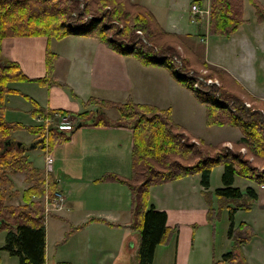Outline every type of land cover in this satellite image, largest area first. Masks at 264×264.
Here are the masks:
<instances>
[{
    "label": "trees",
    "instance_id": "16d2710c",
    "mask_svg": "<svg viewBox=\"0 0 264 264\" xmlns=\"http://www.w3.org/2000/svg\"><path fill=\"white\" fill-rule=\"evenodd\" d=\"M256 7L257 19L264 20V6L259 0H251ZM244 0H211L210 30L226 36L235 32L245 21ZM123 26L119 27L118 23ZM77 33L91 35L114 50L137 57L143 64L165 67L175 79L190 88L197 98L207 106L206 120L210 125H235L241 128L243 136L234 143L246 147L257 158L264 157V117L262 113L252 111L232 92L223 88L207 89L197 87L198 80L188 73V59L183 57L177 47L184 40L178 32L165 29L145 4L131 0H0V230L6 229L5 243L2 249L20 258L19 264H47L46 252V215L41 196L46 188V176L41 173L30 155V143L35 147L52 152L58 145L72 140L74 131L81 126L126 127L132 132V173L125 177L117 172L106 173L103 178L112 177L127 183L133 194V226L140 233L138 261L136 264H152L158 244L166 243L178 227L167 225V212L158 209L151 202L150 187L191 174L201 173V183L205 188L211 185V174L217 164H224L223 186L214 193L218 202L212 199L210 190L204 193L209 203L208 219L213 226L220 219V212L229 207L230 216L238 208L250 209L252 200L258 198L254 186L242 189L235 185V176L241 174L257 184H264V166L254 164L243 155L240 148L225 144H214L204 139H194L173 117L172 107L162 108L148 102H137L132 97L125 101L91 95L83 101L85 109L74 111L66 108H46L31 95L22 92L18 84L22 81H37L41 85L54 83L66 86L73 97L77 93L64 81L55 76V62L58 52L50 44L46 54V73L42 76H29L18 60L5 55L3 41L7 36L45 35L49 42L63 39ZM169 34L175 46L162 41ZM185 43V42H184ZM191 53L189 59L209 66L185 43ZM187 60V61H186ZM218 74L230 76L223 69L211 67ZM234 86L246 96L249 91L232 76ZM232 83L233 81L230 80ZM15 83H17L15 85ZM21 93L32 104L33 116H50L53 121L21 123L7 119V98L11 94ZM252 96V95H251ZM254 97V96H253ZM234 100L237 111H232L230 101ZM242 102H241V101ZM110 109H116V120H108ZM102 114L95 118V113ZM58 114L78 117L76 123L60 126ZM17 130H28L35 139L27 143L19 142L15 136ZM240 145V146H241ZM27 172L31 184L19 188L14 175ZM50 191L58 188V181L48 173ZM16 186L19 189H16ZM20 194L21 202L11 201ZM10 200V201H9ZM233 230V222L230 231ZM234 230L235 247L252 237L251 226L242 221ZM236 236V235H235ZM226 260L239 261L236 249L224 253L213 264H224ZM56 264H71L59 261Z\"/></svg>",
    "mask_w": 264,
    "mask_h": 264
},
{
    "label": "crops",
    "instance_id": "0c3cea01",
    "mask_svg": "<svg viewBox=\"0 0 264 264\" xmlns=\"http://www.w3.org/2000/svg\"><path fill=\"white\" fill-rule=\"evenodd\" d=\"M136 1L140 2L141 0ZM204 1H193L198 2L204 11L197 17L196 21H193L200 22L204 27V31L200 34L201 42L196 40L195 44L196 49L200 53L202 52V59L227 68L251 95L257 96V98L263 97L264 92L261 88H264V83L257 82L258 71L253 72V68L256 69L257 66L259 69H264V20H258L257 17H245L247 9L245 5L249 0H244L245 21L241 26L229 37L222 34H211L209 32L211 0H207L205 5ZM262 1L264 3V0ZM150 3L152 2L150 1ZM180 34L194 41L191 36L186 35L188 33L181 32ZM197 38L199 37L197 36ZM54 39L49 42V38L45 35L7 36L3 41L5 55L18 60L23 70L32 77L42 76L46 73V54L49 44L53 50L58 52V58L55 62V76L58 80L67 83L68 87L73 88L78 96L73 97L67 87L60 84L41 85L37 81H22V84H35L28 86L31 90L27 92H25L27 88H18L36 98L41 105L46 108L62 107L80 111L85 109L83 101L91 95L96 96L104 93L109 95L108 99L117 101H125L128 97H132L137 102L153 103L162 108L172 107L175 120H189V123L186 124L188 129H195V118L185 111L179 110L180 104L174 102L171 96L179 88L183 90L189 88L177 81L165 67L155 64L145 65L137 57L120 53L91 35L72 33L66 36L63 39L68 40L69 48L65 50L54 49ZM212 39L213 51L208 45ZM202 42L207 44L206 50L203 48ZM232 54H235L236 59L242 62V66L236 67L227 61V57ZM62 58L73 67L67 76L60 75L57 68V61ZM239 69L240 71H238ZM60 76L65 78H60ZM13 98H7V119L25 124L34 123L35 117L31 110V101L23 95L24 102L21 106ZM19 99L21 100L20 97ZM11 101L12 103H10ZM198 111L202 120L206 116V110L199 106ZM57 119L69 120L71 121L70 124H73L78 117L74 114H60ZM196 122V126L201 127L200 121L197 120ZM222 126L229 127V125ZM231 128L238 130L236 132L238 136H235L233 140H238L243 136L239 127L232 126ZM206 139L212 141L209 138ZM131 143L132 132L129 128L111 125L109 127L80 126L74 131L72 140L54 148L50 160L45 158L47 150L40 147L31 150L42 151L44 162L41 157L39 160L37 159L39 156L34 158L30 156L31 159L42 174L47 176V171L52 173L58 181V189L63 191L65 195L64 208L59 211L51 210L45 219L47 263L50 235L54 236V245H57L60 240L64 241L62 231H64L65 225L63 222H59V225L58 221H61L60 217H64L62 211H69L70 209L72 210L69 214L71 217L69 216L70 219L68 218V220L74 224L84 223V226L75 229L72 233L75 237L73 242H77L74 243L75 248H72L74 251H67L62 254L61 260L59 259L57 263L59 261H69L71 264L137 263L140 233L133 226L132 190L126 183L117 179L103 178V175L112 172H117L125 177L131 176L133 161ZM218 168H220V184H215V173L212 170L209 188L202 185L201 173L191 174L161 184H153L150 187L151 202L156 208L164 209L167 212V225L178 227L177 232H174L170 238L171 243L157 245L152 264H155L158 257L159 246L163 244L166 247L164 250L167 249L169 252L172 243L175 242V237L179 238L183 228L185 237L187 238L189 232L193 241L186 244L183 264H193V252L199 247L202 238L206 235L201 246L209 247L210 264L221 259L226 253L227 247H232L230 250L236 249L238 251L242 264H264V244L259 246V253H256L254 247L250 245L264 239V234L260 235V231H264V215L262 216L264 193L260 189L264 190V187L259 184L255 185L253 182H249L245 186L256 188L259 196L252 200L253 205L255 201L262 205L253 218L244 215L253 210V205L250 209H236L233 212V219L230 216L229 207L226 206L221 210L217 224H221L222 228L221 234L218 235L217 225L213 226L207 217L209 203L204 193L205 190H210L214 194L212 195L213 201L218 205L214 190L223 186L222 173L225 167L220 164ZM238 177L239 174L235 176V185H237ZM14 179L17 185L20 184L18 187L21 189L31 184V181L27 180V172L16 173ZM92 186H100L101 194H98L94 190L95 187ZM240 187L245 189L243 186ZM194 194L196 199L191 201V196ZM91 198H94L97 203L102 199L109 202L103 206L99 204V207L92 208L86 203V200ZM12 199L15 200V203L22 201L20 194H16ZM109 205L113 206L108 208ZM194 213L199 214L198 219L192 217ZM242 221L250 224L253 235L250 239L241 242L237 248L235 247V238L239 236L234 228L240 225ZM232 222L233 230L231 232ZM76 227L80 226L77 225ZM109 227L114 234L103 237L102 230H109ZM227 228H229L228 234H226ZM6 232V229L0 230V264L9 258L5 249H2ZM218 243L220 244L219 247ZM237 262L226 260L224 264H236Z\"/></svg>",
    "mask_w": 264,
    "mask_h": 264
},
{
    "label": "rangeland",
    "instance_id": "374dc122",
    "mask_svg": "<svg viewBox=\"0 0 264 264\" xmlns=\"http://www.w3.org/2000/svg\"><path fill=\"white\" fill-rule=\"evenodd\" d=\"M131 1L134 3L138 2L136 0H131ZM150 1L152 3H150ZM150 1L149 0H141L140 3H145V5L147 4L146 6L153 11L155 16L159 20L160 24L165 29L170 30V31H176V32L178 31L179 32L178 34L181 36V38L184 40V42L188 46H190L193 50H195V52L199 55L201 60H203L202 59L203 57L201 55L202 52L200 53L195 47V44L197 42L196 40L201 42L200 34L204 31V27L201 25L200 22H193L192 21L191 5H192V2L195 0H150ZM249 1H247V5H245V6H247L245 17L250 16L251 18H256V17H258L257 13H256V7L251 2V0H249ZM259 1L264 6L263 1L262 0H259ZM206 3H207V0L204 1V5ZM261 21H263V20H261ZM261 21H259V22H261ZM118 25H119V27L123 26V24L121 22L118 23ZM181 32L188 33L186 35L191 36L194 39L195 43L191 38H187V37H185V35L182 36L180 34ZM209 32L211 34L213 33V32H211V30H209ZM216 34H219V33H216ZM157 35L163 36L162 41H165V42L169 41L171 46H175V43L173 42V38L171 35L165 34V33L164 34L158 33ZM196 35L199 38H197ZM262 35H263V33H262ZM224 36H226V35H224ZM229 36H227V37H229ZM184 42L181 46L177 47V49L183 57L188 59V62H187L188 67L186 68V70L188 69V73L190 75L197 77L198 80H200L199 84L201 87L203 86L202 88L207 89L209 85L213 88H219V91L223 88H227L237 98L242 99L243 104L246 107H249L252 111H257V112L262 113L261 115L264 117V96L257 98V96L253 97V95L252 96L251 95L246 96L245 93L243 94L238 88H236V86H234L235 79L232 77L233 74L225 67L215 65L211 62H210L211 63L210 64L207 60H203V61H205V62L207 61V63H209V66H206V65H203V63L198 64L196 59H194V60L189 59L188 57L191 53L186 49ZM212 42H213V39L210 41V43L208 45H209L210 49H212V51H213L214 45H212ZM206 45H207L206 43L202 42V46L205 50H206ZM53 48L56 50L68 49L69 48L68 47V40L67 39H54ZM227 61L236 67L242 66V62H240L236 59L235 54H232L230 57H227ZM212 66H215L216 68H220V69L225 70L230 77L227 78V75L225 73L223 75H221L215 71L213 72L211 69ZM57 68H58L60 75L67 76L70 74L71 69L73 67L70 65L69 62H66L62 58V59H59L57 61ZM256 70L258 71V81L257 82L258 83H264V69H259L256 66V69L253 68V72L256 73ZM238 71H240V69ZM60 78H65V77L60 76ZM77 78H79L78 75H77ZM230 80H232L233 83ZM238 82L240 85H242L244 88H246L240 81H238ZM16 84L17 83H15V85ZM18 85H19L18 87H20V88H24V89L27 88L25 91V92H27V91L31 90L28 86L35 85V84L19 83ZM261 89L264 92V88H261ZM190 90H191L190 88L187 90H183V89L179 88L178 90H175L171 94V96H172L174 102H176V103L178 102L180 104L179 110L185 111L188 115L195 118V122H194L195 129H191V130L188 129V127H187L188 125H186V124L189 123V120L177 121V120H175V118H174V120L178 124L183 126L186 129V131L194 139H197V138L204 139L210 143H214V144H220L221 143V144L229 145L233 148L239 147L240 150L243 151V155L247 156L249 159H251V161L254 164H256L260 167L264 166V157H262V158L254 157L250 153V151L247 150L246 147H243V145H241V144H240L241 146L240 145L238 146L237 144L234 143L235 141L240 140V138L242 137L241 136L238 140H233V138L235 136H238L236 134V132L238 130L231 128L232 126H235V125H229V127H223L222 125H210L207 123L206 116H204L203 119L201 120L200 112L198 111V107L202 106L203 109L206 110L207 106L204 102H202L201 100H199L197 98V96L195 95V93L192 90L191 91ZM221 92H222V90H221ZM96 96H99L102 98H108L109 95L102 93V94L96 95ZM9 97H14L13 99L15 101H18V103L21 106L23 105L22 102H24V98H23L22 94H11ZM19 97L21 98V100L19 99ZM10 103H12V101ZM230 104H231L232 111L238 110V106L237 107L235 106L234 100L230 101ZM118 115L119 114H118L116 109H110L109 115L106 116V119L116 120ZM101 116H102V114H100L98 112L95 113V118H99ZM197 120L200 121L199 123H200L201 127L196 126ZM239 129L241 130V128H239ZM241 132L243 134L242 130H241ZM15 136L19 139V141H25L27 143H30L35 139V135L33 133L29 132L28 130H18L17 132H15ZM206 138H209V140H212V141H208ZM33 145H34V143H30V145H29L30 148L33 147ZM31 156H32V158H34L35 156H39V157H37V159L39 160L41 157L42 161L44 162L43 153L41 150L37 149V150L31 151ZM219 166H220V164H217L213 168L214 173H215L214 174L215 175L214 176L215 177L214 178L215 184H220V174H219L220 168H218ZM174 180H177V179H174ZM236 182H237V185H240L243 187L248 185L247 183H249V182H253L255 185L257 184L256 181H254V180H252L246 176H243L241 174H239V177L236 180ZM17 186H20V184ZM92 187H95L94 190H96V192L98 194H101V187L100 186H92ZM97 187H98V189H97ZM212 188H214V186H212ZM259 189H260V187H259ZM260 190L264 193L263 189H260ZM100 197H102V196H100ZM94 198L86 200V203L89 204V206H91L92 208H94L96 206L99 207L100 205L103 206L106 202H109V201L102 199L100 202L97 203L96 201H94ZM102 198H104V197H102ZM194 199H196L195 194L191 196V201H194ZM12 200H14V199L11 198V201ZM13 202H15V200ZM86 203H84V204H86ZM111 206H113V205H109L108 208H110ZM261 207H262V205H260L259 202L256 203V201H255V203L253 205V210L251 212H249L248 214H244V215L249 216L250 218H253V216L257 213V211ZM71 211H72L71 209L69 211L63 210L62 213H64V217H60L61 221H58V223L63 222V224L65 225V229H64V231H62V234H63L62 236H63L64 241L60 240V242L57 245H54V236L50 235L49 244H48V251L49 252H48V263L47 264H56L57 261L60 259V256L62 254L66 253L67 251H74V249H72V248H75L74 243H77V242L76 241L73 242L75 237L73 236L72 233L74 232L75 229L83 227L84 223L74 224L73 222L69 221L68 218L70 216L69 214L71 213ZM263 215H264V210L262 211V216ZM192 217L195 219H198L199 214L194 213L192 215ZM263 220H264V216H263ZM50 221H49V224H50ZM60 223H59V225H60ZM77 225L80 227H76ZM50 226H52V225H50ZM52 228H53V226H52ZM221 228H222L221 224H217L218 235L221 234ZM110 230H111L110 227H109V230L108 229L102 230V233H103L102 236L104 237V236L113 235L114 234L113 231H110ZM228 233H229V228L226 229V234H228ZM263 234H264V231L261 230L260 235L262 236ZM206 236L202 238V240L199 244V247L193 252V264H210V262H209V255H210L209 254V247H207L206 245L201 246V243L206 239ZM177 238L178 237L176 236L175 242H174V244L172 243V246H171L172 248H170L169 252H167L168 251L167 249L164 250L166 247L163 244L159 246V253H158V257L156 258L155 264H183L184 263L186 244L188 242L191 243L193 241H192V238L190 237L189 232H188L187 238L185 237L184 228L180 231L179 238L178 239ZM180 242H181V246H180ZM169 243H171L170 239L164 244L168 245ZM263 244H264V239H262L261 242H257L256 244H250V245L254 247L256 253H259L260 252L259 246L263 245ZM219 246H220V244L218 243V247ZM238 246H237V248H238ZM231 248L232 247H227L226 250L230 251ZM5 251H6L9 258L7 260H4L3 264H18L20 262V258L17 255H13V254L9 253L7 250H5ZM239 261L242 262L241 259Z\"/></svg>",
    "mask_w": 264,
    "mask_h": 264
},
{
    "label": "built area",
    "instance_id": "2783aa9c",
    "mask_svg": "<svg viewBox=\"0 0 264 264\" xmlns=\"http://www.w3.org/2000/svg\"><path fill=\"white\" fill-rule=\"evenodd\" d=\"M192 9H193L194 12H197V11H199V6H198L197 4H193ZM199 82H200V80H197V81L195 82V85H196L197 87H201L200 84H199ZM42 119H43V118L38 117V120H42ZM45 120H46V122H48V121H49V118H46ZM48 158H49V160H50V155L48 156ZM63 198H64V197H63V193L60 192V191H56L53 200L50 199V195H49V193H46V195H45V201H46V204H47V208H49V206H50L53 202L57 205L58 208H61V207H62V200H63Z\"/></svg>",
    "mask_w": 264,
    "mask_h": 264
},
{
    "label": "water",
    "instance_id": "95a60500",
    "mask_svg": "<svg viewBox=\"0 0 264 264\" xmlns=\"http://www.w3.org/2000/svg\"><path fill=\"white\" fill-rule=\"evenodd\" d=\"M79 125L81 126L82 125V122H79ZM21 143V141H19Z\"/></svg>",
    "mask_w": 264,
    "mask_h": 264
}]
</instances>
